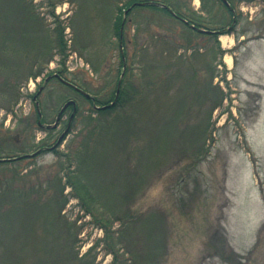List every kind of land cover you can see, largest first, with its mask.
Returning <instances> with one entry per match:
<instances>
[{
  "label": "rangeland",
  "instance_id": "1",
  "mask_svg": "<svg viewBox=\"0 0 264 264\" xmlns=\"http://www.w3.org/2000/svg\"><path fill=\"white\" fill-rule=\"evenodd\" d=\"M27 1L51 31L55 26L64 28L65 48L59 53L54 44L47 53L54 56L43 72L20 84L12 110L0 109V159L11 152H40L20 163L18 176L14 169L0 170V195L5 198L0 208L4 218L0 264H51L57 255L65 256L69 236L61 230L64 236H57L64 246L55 250L53 211L45 204L17 203L22 193L31 201L53 200L57 184H63L60 219L73 232L74 260L67 264H78L80 259L90 264H264V112L259 114L264 91L258 97L251 86L264 79V54L254 49L236 54L240 44L228 49L229 44L223 46L217 36H198L193 47L176 50L168 43L157 44L150 35L158 32L165 37V31L152 25L143 31L136 19L124 26L123 42L132 41L121 48L113 28L115 7L98 0ZM191 1L195 10H201V0ZM240 8L243 12L236 10L233 33L263 39L264 0ZM18 19L19 32L31 39L35 21L26 22L19 14ZM177 27L171 26L179 41L182 29ZM121 50L126 51L124 68ZM252 53L254 59L245 64ZM63 55L65 80L99 103L111 101L125 71L132 81L128 92L133 94L101 115L78 92L51 79L36 97L43 125L54 124L67 100L76 102L77 112L63 141L45 150L64 131L71 109L56 128L39 127L33 96L44 78L59 70ZM226 55H237L231 72L223 65ZM205 81L216 95L208 91L200 100ZM217 92L222 93L221 100ZM201 117L206 131L198 142ZM86 146L93 155L82 159L81 184H86V176L94 193L108 205L102 207L100 201L84 195L93 215L64 184L66 174L76 171L75 158ZM60 154L74 159L70 168ZM125 160L128 173L120 174ZM127 188L134 189L133 200L117 205ZM101 222L110 225L109 233ZM44 229L48 240L39 233ZM107 242H113L114 253Z\"/></svg>",
  "mask_w": 264,
  "mask_h": 264
},
{
  "label": "trees",
  "instance_id": "2",
  "mask_svg": "<svg viewBox=\"0 0 264 264\" xmlns=\"http://www.w3.org/2000/svg\"><path fill=\"white\" fill-rule=\"evenodd\" d=\"M201 10L197 11L192 7V1L191 0H98V2H103L104 5L113 6L116 8L115 14H114V29L115 33L119 38L120 47L122 48L123 45L130 43L132 39H128L127 42H123L122 36L124 26L128 25L129 23H132L133 20L139 25L143 27V31L146 30L145 26L148 28L150 25H152L153 29H158V31H165V37L162 36L161 33L158 34V32L150 33L151 37H155V40L157 44H163L165 45L168 43L171 45V47H175L176 50H182L186 49V46L193 47L195 44L194 39L198 36H209V37H216L218 34L228 32L227 26H230L232 23V20L230 19L233 15L231 12V6L227 7L225 6L220 0H201ZM96 2H94L95 4ZM102 3V4H103ZM86 4V3H85ZM93 4V2H92ZM93 4V5H94ZM118 5V6H117ZM164 7H161V6ZM112 9V8H111ZM18 14L19 16H23L26 22H32L35 21L34 25L30 27V31L32 32L31 39H28L26 37L25 32L21 30L19 32V24L18 22ZM139 17L137 19L134 18V15ZM153 17H147L150 16ZM140 16H143L140 18ZM164 17L166 19L167 23L165 24L163 22ZM151 18V19H150ZM161 18V19H160ZM146 21V24L143 25V22ZM173 26L175 29L179 28L177 26H180L182 29L180 40L177 41L176 35L177 32L174 31ZM64 28H60L55 26L53 30L51 31L44 23V21L41 18L36 17V15L33 13L32 6L27 0H0V109H3L6 112H10L14 105L17 102V97L19 96V90H20V84L23 81H26L30 77L38 76L43 71L44 64H47L52 57L53 54H47L48 51L53 48V45L56 44V47L58 48L59 53H63L65 48V41L63 39V32ZM25 30V29H24ZM199 30H207L212 32L211 34H205L203 32H200ZM139 30H137L138 32ZM174 31V32H173ZM173 32V33H172ZM136 34L135 37L136 38ZM133 38V39H134ZM168 39V40H167ZM24 44V46H22ZM187 47V50L191 49ZM142 46L140 47V49ZM49 58L47 59V57ZM126 58V51L120 52V59L121 63L124 67V59ZM65 59L66 55L62 56L61 61L59 62V70H56L55 73L58 74L61 78L66 79L63 76V73L66 72L65 68ZM52 73V72H51ZM8 74V76H6ZM50 74H48L49 76ZM19 77V79H18ZM176 77V76H174ZM172 80V79H170ZM169 80V83L171 81ZM70 83H72L70 81ZM74 84V83H73ZM75 85V84H74ZM132 85V81L127 77L126 71L123 73V77L117 81L116 84V90L114 93V96L111 97V101H114V105L107 107L105 109H94L97 113L103 115L105 113H108L115 109L117 105L122 102H126V100H130L132 97L133 92L128 87ZM67 87V86H66ZM69 88V87H68ZM79 88V87H78ZM203 88H204V95L201 94V99H204L207 96L208 91L215 92L213 96L216 95V90L214 91L213 88L210 85V82L205 81L203 82ZM215 88V87H214ZM71 89V88H70ZM117 93V96L115 97V94ZM221 93V92H220ZM220 93L217 92L218 99L221 100L222 93L220 96ZM13 98V99H12ZM13 100V101H12ZM111 101H105V102H98L95 101L96 105H105L108 104ZM217 105L213 106L212 109L217 107ZM207 117L209 116L206 114ZM204 117V116H203ZM201 117L199 120V123L202 128H196L197 133L199 134V140L201 141L203 139L204 132L206 131L205 127V121L204 118ZM39 115L36 113V121L38 122ZM199 126V125H198ZM134 133H132L133 135ZM134 136H132L133 138ZM131 143V142H130ZM129 146V143H128ZM87 147V146H86ZM126 147V145H125ZM203 146L198 150L202 151ZM92 148L87 147L85 148L84 153H80L76 156V162L75 165L77 167L76 171L72 170L68 172L65 176V185L71 187L73 192H75L74 196L78 199L79 205H81L85 211L92 214L91 209L86 205L84 197L86 196L90 201H100V204L102 207H108V205L103 202L99 197L98 194L94 193L92 189V184L90 183L89 179L84 176L83 180L86 184H81V174L82 171H80V168L82 166V159L90 158L93 153H91ZM197 151V152H198ZM4 157V156H3ZM1 157V159L3 158ZM6 159H11L8 162H0V170L4 169H14V174L16 176L19 175V165L21 162H23L26 157L20 158L21 155H13L12 152L9 155L5 156ZM60 157L65 158V161L69 164H71V158L68 157L67 154H60ZM4 159V158H3ZM128 161L125 160V163H117V165L122 166L120 170L121 173H128L125 171L126 167L128 166ZM64 165V164H62ZM17 167V168H16ZM70 168V165L68 166ZM82 170V169H81ZM60 183V182H59ZM59 186L56 187L55 195L53 197V200L51 198L47 200L41 201L39 198L33 199L32 201L25 197L23 193L19 196L17 203L22 205H27L28 203H36V204H45L53 213L50 212L52 215V221H53V227L52 232L54 235V248L55 250L57 247H63L64 244H60L58 240L60 238L57 236H64L61 235L60 232L63 230L66 234L69 236V240H66L65 242V256H60L59 252L55 258L54 262H51V264H67L73 262V254L72 251V238H73V232L71 231V227L68 223H65L60 219V211L58 210V206L61 202V193L63 190V184L60 186V184H57ZM34 190V189H33ZM134 190V189H132ZM130 190L128 191V188L126 191H124L123 194V200L120 204L117 205H127L129 201L131 202L134 198V192ZM16 192V190H15ZM10 194H8V201H10ZM34 194H37L35 191ZM37 195H40L39 193ZM44 195V194H43ZM85 195V196H84ZM33 196V194H32ZM52 197V196H51ZM35 198V197H34ZM39 199V200H38ZM24 200V202H23ZM5 203L4 195H0V208L2 204ZM14 206V205H13ZM53 206V207H52ZM2 210H0V222L4 220L2 217ZM129 214L127 212L126 216ZM4 215V214H3ZM93 215V214H92ZM1 226V225H0ZM109 226L107 223L101 222L100 227L105 229L106 233L108 232ZM2 226L0 228V237L2 238L3 234ZM47 229L39 231L41 237L45 240H48L49 234L46 232ZM109 244V249L111 250V253H114V244L113 242H107ZM0 246H2V241L0 240ZM59 250V249H58ZM57 254V251H56ZM234 256V254H233ZM232 258V253H231ZM228 261V259H227ZM230 262H233V260H229ZM78 264H90L89 261H82L80 259V263ZM121 264V263H119Z\"/></svg>",
  "mask_w": 264,
  "mask_h": 264
},
{
  "label": "crops",
  "instance_id": "3",
  "mask_svg": "<svg viewBox=\"0 0 264 264\" xmlns=\"http://www.w3.org/2000/svg\"><path fill=\"white\" fill-rule=\"evenodd\" d=\"M239 35H237V38L233 35L231 36H226L227 37V40L228 42L226 44H229V48L228 49H231L232 47H234L236 45V43L240 44V50L237 52V51H234V53L236 52V54H239L240 52L241 53H246L248 51H250L251 49H254L255 52H258V53H263L264 54V38L263 39H260V40H255V39H252V37H249V36H244L245 33H238ZM222 44V43H221ZM224 46V45H223ZM224 52L226 53V51L224 50ZM236 57L237 55H226V58L224 57V60L226 62L227 59L230 60V66L227 64L226 62V65H227V68H231L233 65H234V59L236 60ZM254 59V53L248 55L247 57H245V64L246 63H249V62H252V60ZM257 59V57L255 58ZM253 84H251L252 87H255L256 90H258V93L257 91H255V93H257V96L259 97L261 95V93H259V91L263 90L264 91V79L263 81L261 82V84H259L258 80L256 82H251ZM259 85H261V87L263 89H261L260 87H258ZM258 106V104H256ZM261 110L259 111V114H263L264 112V104L262 105L261 104Z\"/></svg>",
  "mask_w": 264,
  "mask_h": 264
},
{
  "label": "water",
  "instance_id": "4",
  "mask_svg": "<svg viewBox=\"0 0 264 264\" xmlns=\"http://www.w3.org/2000/svg\"><path fill=\"white\" fill-rule=\"evenodd\" d=\"M224 2L226 3L225 0H224ZM162 7H163V6H162ZM200 31H201V32H205V33H210V32H208V31H203V30H200ZM53 76H55V77H56L60 82H62L63 84L68 85V86H70V87L76 89L77 91L81 92V93L83 94L84 97H86V98H90V96H89L87 93H85V92H83V91H80L79 89H77L76 87H74L73 85H71L70 83H68L67 81H65V80L61 79L60 77H58L57 75H53ZM121 76H122V75H121ZM49 78H50V77H47V78L44 80V85L47 83V81L49 80ZM42 89H43V86H41V87L38 89V91H37V93H36V96L40 94V92L42 91ZM36 96H35V97H36ZM70 104H72L73 106H75V105H74V102H72V101H69V102L65 103V104L62 106V108L60 109L59 113L57 114L54 124H53V125H47L46 127H47V128H53V127H55V126L57 125L58 121H59V117H60V115L63 113V111L66 109V107H68V105H70ZM112 105H113V103H110L109 105H105V106L100 107V109H104V108L110 107V106H112ZM36 106H37V104H36ZM71 117H72V116H71ZM68 129H69V128L67 127V128L64 130V132L59 136V138L57 139L56 144H55L52 148H54L56 145H58V144L62 141L64 135L68 132ZM38 153H39V151H37V152H35V153H33V154H30V155H25V156H28V157L31 156V157H32V156H35V155L38 154ZM9 160H10V159H3V160H0V162H3V161H9Z\"/></svg>",
  "mask_w": 264,
  "mask_h": 264
},
{
  "label": "flooded vegetation",
  "instance_id": "5",
  "mask_svg": "<svg viewBox=\"0 0 264 264\" xmlns=\"http://www.w3.org/2000/svg\"><path fill=\"white\" fill-rule=\"evenodd\" d=\"M228 1V4H230V5H232L234 8V10L237 8V6L241 3V2H247V1H249V2H253L254 0H227ZM237 1V3H238V5H237V3H235ZM240 2V3H239ZM237 5V6H236ZM234 17H232V19H233ZM73 101V100H72ZM75 102V101H74ZM75 108H76V110H75V113H74V116H75V114H76V111H77V106H76V102H75ZM69 109H71V113H72V111H73V106H69L64 112H63V114L62 115H64ZM71 113L69 114V117H68V120H67V122L69 121V120H71L70 122H71V124H72V121H73V118H74V116H73V118H71ZM71 118V119H70ZM70 127H71V125H70ZM56 128V127H55ZM44 149H47V148H44Z\"/></svg>",
  "mask_w": 264,
  "mask_h": 264
},
{
  "label": "bare ground",
  "instance_id": "6",
  "mask_svg": "<svg viewBox=\"0 0 264 264\" xmlns=\"http://www.w3.org/2000/svg\"><path fill=\"white\" fill-rule=\"evenodd\" d=\"M220 41H221L222 45H225L228 42L227 37H224V36L220 38ZM226 62L230 66V60L227 59Z\"/></svg>",
  "mask_w": 264,
  "mask_h": 264
}]
</instances>
